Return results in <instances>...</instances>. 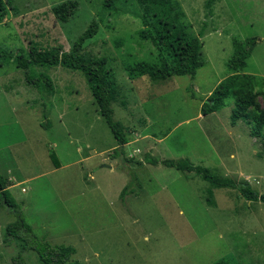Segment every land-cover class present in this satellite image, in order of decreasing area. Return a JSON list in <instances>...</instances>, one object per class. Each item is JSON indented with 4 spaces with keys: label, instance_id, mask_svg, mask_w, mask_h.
Instances as JSON below:
<instances>
[{
    "label": "rangeland",
    "instance_id": "374dc122",
    "mask_svg": "<svg viewBox=\"0 0 264 264\" xmlns=\"http://www.w3.org/2000/svg\"><path fill=\"white\" fill-rule=\"evenodd\" d=\"M66 1L4 0L0 49L16 56L31 45H60L68 52L96 20L98 33L83 54L106 59L118 83L113 118L131 144L120 151L81 72L35 67L32 78L52 83L42 93L13 59L0 61V177L11 184L9 198L32 230L29 248L70 246L80 264H264V203L247 201L238 189H214L175 168L132 163L127 170L137 180L121 196L131 181L124 155L134 162L188 159L264 194V146L252 136L250 119L232 124V98L213 114L201 112L229 73L235 37L258 39L246 71L264 81V0H214L210 7L209 0H172L175 10L137 0H113L110 7L106 0H75V16L61 23L52 8ZM161 19L178 22L190 38L204 29V67L193 79H130L128 66L157 54L137 33ZM256 101L263 107L262 96ZM17 221L10 207L0 206V264L18 258L17 264H44L34 249L23 251L24 240L6 242Z\"/></svg>",
    "mask_w": 264,
    "mask_h": 264
},
{
    "label": "trees",
    "instance_id": "16d2710c",
    "mask_svg": "<svg viewBox=\"0 0 264 264\" xmlns=\"http://www.w3.org/2000/svg\"><path fill=\"white\" fill-rule=\"evenodd\" d=\"M113 0H106L105 7H110ZM141 4L148 3L161 6H171L172 0H137ZM11 2V0H10ZM214 0L208 1V7L212 5ZM111 4V5H110ZM79 2L69 0L56 5L52 8L56 18L61 23H67L73 18L77 12ZM8 9L4 0H0V23L7 16ZM211 13V12H209ZM161 24L156 22L152 29L140 30L137 36L141 40L152 41L155 45L157 54L153 57V61H139L134 65L128 66V74L131 80H137L143 76L149 77L153 82L170 79L174 76H191L192 79L196 76L199 68L204 66V61L201 59V38L203 37L204 29L201 30L197 37L190 38L181 24L173 19H161ZM147 24V22H146ZM99 30V23L94 20L87 30L77 39L70 51L65 52L63 47L58 45L49 49H43L37 45H31L27 54L7 53L0 49V61L12 60L18 69H21L27 75V80L30 85L38 89L40 92L52 90L51 81L43 76L35 79L31 77L35 67H64L72 71L81 72L87 79L89 88L92 92L96 105L100 114L103 116L106 124L116 141L118 142L120 151L124 154V147L130 140L124 132L123 127L113 118L114 96L112 92L118 86L117 80L112 74V71L106 66V59L92 58L83 54V45L88 40L94 38ZM258 44L257 38H249L246 40L233 38V55L227 61L226 65L232 73L224 79L212 92L208 100L203 104L201 112L204 116L217 112L225 106V101L229 98L234 99L235 107L232 112V124H236L239 120L250 119L251 134L254 137L260 138L264 146V105L260 107L257 104V97L262 96L264 99V81L257 79L255 76L243 73L247 66V60L251 57L253 50ZM35 73V72H34ZM258 89V90H257ZM55 166L60 167V163L54 153L51 156ZM123 164L125 169H130V164L134 163L137 167H142L144 163L154 166L164 165L168 168H175L185 175H195L208 182L212 188L218 189H238L241 195L250 202L264 203V194L260 195L254 191L248 182H237L231 178H222L207 167L197 166L192 164L188 159L182 160H161L159 157H145V162H134L123 156ZM128 171V170H127ZM131 176L130 183L123 189L122 197L124 198L129 188L133 187L137 180L134 172L128 171ZM9 182L0 177V206L6 205L10 207L18 217V221L8 227V240L6 242L11 245L15 239L28 240L26 236L32 235V230L27 225L18 206H15L13 200L9 198L8 191ZM212 191V190H211ZM213 192H210L211 195ZM212 197V196H211ZM209 204L215 202L209 200ZM30 243L26 242L23 251L34 249L44 264H80L74 261L73 257L76 250L70 246H50L47 243L39 242L37 246L30 247ZM20 258L17 259V262ZM16 262V264H17ZM214 264H232L231 262L222 259Z\"/></svg>",
    "mask_w": 264,
    "mask_h": 264
},
{
    "label": "crops",
    "instance_id": "0c3cea01",
    "mask_svg": "<svg viewBox=\"0 0 264 264\" xmlns=\"http://www.w3.org/2000/svg\"><path fill=\"white\" fill-rule=\"evenodd\" d=\"M247 63H248V60H247ZM203 67H204V66H203ZM203 67H201V68H203ZM201 68H199V69H201ZM199 69H198V70H199ZM243 73H244V74H247V75H251V76L254 75V74H249V73L246 71V68L243 70ZM231 74H232V73L229 71V73L226 74L225 77H224L223 79H221V80L217 83V85H218L222 80H224V79H226L227 77H229ZM217 85H216V86H217ZM213 90H214V89H213ZM128 144H131V142L129 141ZM128 144H127V145H128ZM12 183H13V182H12ZM13 185H14V184H12V186H13ZM23 190H24V189H23Z\"/></svg>",
    "mask_w": 264,
    "mask_h": 264
}]
</instances>
